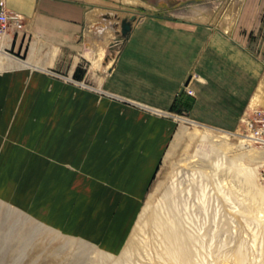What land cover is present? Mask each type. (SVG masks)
<instances>
[{
  "label": "crops",
  "instance_id": "0c3cea01",
  "mask_svg": "<svg viewBox=\"0 0 264 264\" xmlns=\"http://www.w3.org/2000/svg\"><path fill=\"white\" fill-rule=\"evenodd\" d=\"M204 3L0 0L19 16L0 31V202L118 251L175 116L235 131L264 107V0H245L232 22ZM18 77L96 78L69 102Z\"/></svg>",
  "mask_w": 264,
  "mask_h": 264
},
{
  "label": "rangeland",
  "instance_id": "374dc122",
  "mask_svg": "<svg viewBox=\"0 0 264 264\" xmlns=\"http://www.w3.org/2000/svg\"><path fill=\"white\" fill-rule=\"evenodd\" d=\"M200 1L205 2L200 7L221 15L224 9L238 11L245 4ZM103 31V37L109 35ZM114 37L106 62L119 40ZM94 78L18 81L23 90L31 84L56 99L66 95L70 102L78 92H91L86 86H92ZM175 118L118 251L59 233L25 210L0 202V264H264V150L234 131L199 125L183 114Z\"/></svg>",
  "mask_w": 264,
  "mask_h": 264
},
{
  "label": "built area",
  "instance_id": "2783aa9c",
  "mask_svg": "<svg viewBox=\"0 0 264 264\" xmlns=\"http://www.w3.org/2000/svg\"><path fill=\"white\" fill-rule=\"evenodd\" d=\"M18 22L19 16L17 14L6 11L3 6L0 5V31L5 27L9 28L16 26ZM115 42H120V39L117 41L115 40ZM180 92L191 95V90L188 89L186 85L182 86ZM184 122L191 124V122L186 119H184ZM236 131L238 133H235ZM234 134L243 136L248 139L251 144L264 150V107H252L245 112Z\"/></svg>",
  "mask_w": 264,
  "mask_h": 264
},
{
  "label": "water",
  "instance_id": "95a60500",
  "mask_svg": "<svg viewBox=\"0 0 264 264\" xmlns=\"http://www.w3.org/2000/svg\"><path fill=\"white\" fill-rule=\"evenodd\" d=\"M131 29V18H122L119 21V32L122 38H125Z\"/></svg>",
  "mask_w": 264,
  "mask_h": 264
},
{
  "label": "bare ground",
  "instance_id": "6f19581e",
  "mask_svg": "<svg viewBox=\"0 0 264 264\" xmlns=\"http://www.w3.org/2000/svg\"><path fill=\"white\" fill-rule=\"evenodd\" d=\"M199 10H206L205 11V13H206V15H210V14H212V10H209L210 8H204V7H200V8H198ZM197 10V9H196ZM208 11V12H207ZM235 11H236V8L235 7H231V8H229L228 10H227V12L225 13L226 14V17L225 18H227V20H228V18H231V17H233L234 16V14H235ZM200 19L201 20H203V21H205L206 20V18H204V17H200ZM102 33H104V32H102ZM262 85V84H261ZM259 87H262V86H259ZM261 91V90H260ZM258 94V93H257ZM254 98V97H253ZM252 100H254V99H252ZM245 141L246 142H249L250 143V141L248 140V139H246L245 138ZM251 144V143H250ZM238 251V250H237Z\"/></svg>",
  "mask_w": 264,
  "mask_h": 264
}]
</instances>
